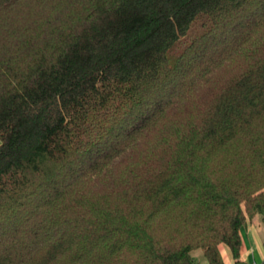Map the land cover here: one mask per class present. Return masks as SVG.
Segmentation results:
<instances>
[{
  "label": "trees",
  "instance_id": "16d2710c",
  "mask_svg": "<svg viewBox=\"0 0 264 264\" xmlns=\"http://www.w3.org/2000/svg\"><path fill=\"white\" fill-rule=\"evenodd\" d=\"M254 217L264 0H0V264H264Z\"/></svg>",
  "mask_w": 264,
  "mask_h": 264
},
{
  "label": "rangeland",
  "instance_id": "374dc122",
  "mask_svg": "<svg viewBox=\"0 0 264 264\" xmlns=\"http://www.w3.org/2000/svg\"><path fill=\"white\" fill-rule=\"evenodd\" d=\"M251 224L254 225V228L256 230V234H257L259 240L262 241L264 239V228L260 224V222L258 221V217L252 218L249 221V223L247 224V227L248 226L250 227ZM242 230H243V228H242ZM221 253H222L223 257L225 258L227 264H230L228 247L225 245H222L221 246ZM191 256H192V259H193L195 264H205V260L202 257L200 249L193 250L191 252ZM247 260L249 262H253V260H255L256 262H259L260 260H262V254L260 253V251L258 249L255 248L254 250L252 249V251H251V248H250V254L247 257Z\"/></svg>",
  "mask_w": 264,
  "mask_h": 264
},
{
  "label": "crops",
  "instance_id": "0c3cea01",
  "mask_svg": "<svg viewBox=\"0 0 264 264\" xmlns=\"http://www.w3.org/2000/svg\"><path fill=\"white\" fill-rule=\"evenodd\" d=\"M241 237H242V245H241V249H240V259L241 260L249 262L247 260V257L250 254V248H251V251H252V249L254 250L255 248L258 249L260 251V253L262 254V259L264 258V251L262 249L261 241L259 240V238L256 234V230H255L253 224H251L250 227L249 226L247 227V225H246L243 228V230H241ZM221 246H220V250H221ZM222 257H223V255H222ZM223 259L225 261V264H227L224 257H223ZM229 260H230V264H233V260H232L231 255H230V251H229ZM251 263H257V262L255 260H253V262H251Z\"/></svg>",
  "mask_w": 264,
  "mask_h": 264
}]
</instances>
